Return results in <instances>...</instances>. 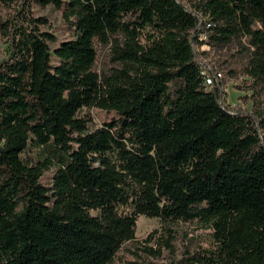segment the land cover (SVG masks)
Segmentation results:
<instances>
[{
    "label": "trees",
    "instance_id": "trees-1",
    "mask_svg": "<svg viewBox=\"0 0 264 264\" xmlns=\"http://www.w3.org/2000/svg\"><path fill=\"white\" fill-rule=\"evenodd\" d=\"M35 1L72 38L51 50L50 35L15 30L0 62V264H111L131 242L172 253L170 234L155 250L157 231L136 241L140 216L211 230L185 264H264V106L222 107L193 52L237 40L264 90V0ZM83 109L114 117L89 130Z\"/></svg>",
    "mask_w": 264,
    "mask_h": 264
},
{
    "label": "rangeland",
    "instance_id": "rangeland-1",
    "mask_svg": "<svg viewBox=\"0 0 264 264\" xmlns=\"http://www.w3.org/2000/svg\"><path fill=\"white\" fill-rule=\"evenodd\" d=\"M177 1L188 7V2L193 0ZM0 20L5 26V29L0 31V62L7 59L10 54V43L15 30L20 31L21 29L30 32L36 28L39 33L50 35L55 40L48 42L51 50L72 38V31L61 12L51 5L41 7L35 0H16L9 6H0ZM35 20L41 22H35ZM241 43L246 46L245 41H241ZM207 47L201 48L203 52L200 58L206 67H215L222 75L221 82L218 84L221 106L233 114L254 116V102H257L259 106H264V90L258 86H252V80L242 74L248 53L241 49L237 40L225 47ZM198 50L200 51V48ZM95 51L97 54L96 69L106 70L109 67L108 48L95 45ZM87 115L91 119L88 124L89 130L101 127L105 121L114 117L112 113L96 109H83L79 113L80 117H87ZM25 157L32 161L43 158L38 149H32ZM46 157L49 155L47 154ZM51 173V171L44 173L42 183L49 182ZM152 231H157V234L152 242L146 243V247L155 250V241L158 240V237L165 241L170 234L172 236V253L161 247L160 256L154 259L140 249L141 245L131 242L124 245L111 264H148L149 262L152 264H179L180 261H182L181 264H185L193 254L210 249L213 245L211 230L197 221L172 223L140 216L136 221V241L142 242Z\"/></svg>",
    "mask_w": 264,
    "mask_h": 264
},
{
    "label": "built area",
    "instance_id": "built-area-1",
    "mask_svg": "<svg viewBox=\"0 0 264 264\" xmlns=\"http://www.w3.org/2000/svg\"><path fill=\"white\" fill-rule=\"evenodd\" d=\"M199 25H200V23H199ZM206 26L209 27L208 24ZM205 40H206L205 34L199 33L198 34V41L202 42ZM205 46H207V45L204 43L202 45H194L193 46V52L195 55V59L199 64L200 73L202 75L205 87L207 89H212V88L218 89V87H219L218 84L221 82V78H222L220 71L218 69H216L215 67H210V66L206 67L204 65V61L202 60V58H200L201 57L200 55H202V52H203L202 51L203 49H201V48H203ZM199 48H200V51L198 50Z\"/></svg>",
    "mask_w": 264,
    "mask_h": 264
}]
</instances>
